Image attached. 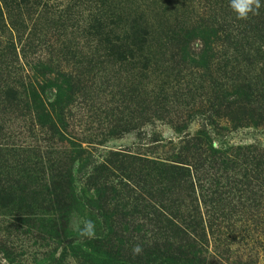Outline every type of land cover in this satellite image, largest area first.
<instances>
[{
    "label": "trees",
    "instance_id": "16d2710c",
    "mask_svg": "<svg viewBox=\"0 0 264 264\" xmlns=\"http://www.w3.org/2000/svg\"><path fill=\"white\" fill-rule=\"evenodd\" d=\"M64 1L56 10L47 0H0V215H12L23 204L63 217L64 247L42 264H69L66 248L75 264H221L233 254L237 205L255 214L256 226L264 225V145L224 140L228 131L264 130V4L258 15L237 20L228 0ZM80 1L90 3L80 35L74 28L67 35L76 36L57 50L78 58L82 75L55 66L69 95L47 99V109L42 106L46 69L27 48L44 27V35L54 28L65 33V22L80 12L73 3ZM54 7L55 17L49 18ZM153 45L168 52L162 63L171 69L161 77L167 83L151 85ZM187 51L198 58H185ZM106 67H127L134 84L130 91L124 88L119 111L124 114L114 119L119 129L112 127V134L134 129L136 122L149 124L169 98L205 89L192 110L200 114L198 128L191 132L183 121L169 122L175 137L168 139L137 131L136 140L149 146L144 150H100L97 142L68 137L62 120L70 111L68 97L101 86ZM130 101L138 109L135 122ZM11 119L27 120L39 139L28 145L10 141ZM110 207L151 215L156 231L149 236L165 242L146 245L145 238L135 244L125 237L121 245L110 244ZM73 215L82 219L75 227L68 225ZM85 220L94 224L90 237L80 234ZM5 246L0 245V264H16Z\"/></svg>",
    "mask_w": 264,
    "mask_h": 264
},
{
    "label": "rangeland",
    "instance_id": "374dc122",
    "mask_svg": "<svg viewBox=\"0 0 264 264\" xmlns=\"http://www.w3.org/2000/svg\"><path fill=\"white\" fill-rule=\"evenodd\" d=\"M124 1L129 5H137L145 1L150 3L151 0ZM43 2L45 3V1ZM62 3L67 4L64 0H47V5H54L57 7H54V12L48 16L49 18L55 17V8L57 10ZM73 4H77L75 7L78 8L80 12L75 13L76 16L71 17L69 21L65 22L67 26L65 33H62V30L58 29L56 26L58 30H54L55 28L51 29L48 34L44 35V32L47 30V27H44L42 33L39 34L38 38L35 40L36 44H34V46L32 44L30 50L27 48L29 57L30 55H33L35 58L39 57L40 63H43V67L46 69L44 76L46 77L47 83L44 90L45 100L42 101V106L47 109L50 107L47 99L58 95L61 100H64L67 98L66 96L69 95L65 85L61 83V78L57 74L58 70L55 66H58V68L66 67L65 70L69 71L73 69L71 73H76L75 75L80 73L79 76L82 75L81 67L83 65L81 63L76 65L78 58H73L71 53L65 54V51L62 50L61 52V50H57V46L61 48L62 43L64 45L69 39L72 41L71 36L80 35V28H82L86 18L85 7L90 3L80 1L74 2ZM24 16L26 17L25 14ZM31 18L34 19L35 15ZM74 28L76 29V32H74L76 35H74V33L67 35L70 31H74ZM20 43L23 46H27L23 38ZM17 46L19 49L20 44ZM198 48L199 47H196L195 49ZM188 52L189 51L186 52L185 58H198V55ZM160 53L165 54L164 60H161L162 55ZM150 55V57H152L151 62L154 60L156 61V64L151 65L153 74L151 76L148 75L149 79H151L150 81L153 82L151 85H154L155 80L158 85L160 83H167L168 78L165 79L166 82H163L161 77L163 74L168 75V68L171 69L169 62L168 64L162 63L168 59V52L163 48L157 49V47L153 45ZM178 58L179 56H177V59ZM185 64L188 65L189 61ZM118 69L117 67H115V69L106 67L105 72L101 73L103 76L100 81L101 86L92 91L84 87L76 91V94L73 92L71 96L68 97L67 105H69L68 108H70V111L68 114L64 113L62 116L63 127L66 129L65 134H68V137H72L75 140L79 139L81 141L97 142L96 144L99 143L97 147L100 150H116L126 147L144 150L149 146H143L136 140L135 133L137 131L147 129V131H151L158 137L161 136L164 139H168L175 137V133L172 131L169 122L174 121L175 123H180L183 121L180 125L183 126V124H185V129L191 132L198 128L200 114L198 113L195 115L192 113V110L195 105L200 103L201 97H199V95L204 92L205 89H197V91H193L191 94L183 95L178 100L169 98V104L166 105V108L159 112L156 119L155 116H153L149 124L141 127V125L136 122L135 125L132 126L135 127L134 129L121 132L120 134H112L111 128L115 126L113 125L114 119L124 114L119 112L124 102V100H122L124 88L130 91L134 86L132 82L130 84L131 70L127 69V67H119ZM28 74H32V71L29 70ZM32 77L33 75H31V78ZM54 77H57V79L54 80ZM35 85H37V82H35ZM169 89L171 88L169 87L168 91H170ZM120 91L121 94L119 95ZM192 98L194 101H191ZM134 103L135 101H130L127 107L129 109L130 106L129 111L135 122L138 109ZM26 122L27 120L14 122L11 119L10 131L12 136L10 141L28 145L39 139L37 131L29 130L30 126ZM115 127V131L117 132L119 127ZM224 140L228 143H249L255 141L256 143L264 145V130L261 128H240L225 132ZM65 142L66 141H62L60 144L65 145ZM82 145L85 146L86 143L83 142ZM235 208L234 217L238 222L235 224L237 230L235 235L237 237L232 247L233 254L229 259L223 258L224 260L221 264H264V225L256 226L254 224L256 218L255 214L250 215L251 212H249L248 209H241V204L237 205ZM15 213H12V215L6 214L5 216L0 215V245L5 244L10 248L13 254L16 255V257L13 258L16 264H42V261L48 257L52 251H57V253L61 251L64 247L63 238L68 232V226H65L61 215L56 214L54 211L48 213L43 207H35L31 210H26L23 204ZM107 216L112 222V228L109 234L111 239L110 244L121 245L125 237L129 238L128 243L135 244L139 242L144 243L146 241L145 238L147 239L146 245H150L152 242L153 244H159V241L165 242L160 237L158 239L157 235L153 237L149 236H152L154 231H156L153 221L150 220V218H152L151 215L144 216L142 213L138 214L134 212L124 213L120 210H113L112 207H110ZM81 221L82 219H80L79 216L73 215L68 225L70 223L71 226L75 227L80 224ZM223 222L224 227L227 228V224L225 223L227 222L226 219H224ZM140 223L142 224L141 227L138 225ZM225 228H222L221 231L225 232ZM166 233L169 234V231L167 230ZM65 252L68 263L75 264L73 259L74 254L70 248H66Z\"/></svg>",
    "mask_w": 264,
    "mask_h": 264
},
{
    "label": "clouds",
    "instance_id": "9594fccd",
    "mask_svg": "<svg viewBox=\"0 0 264 264\" xmlns=\"http://www.w3.org/2000/svg\"><path fill=\"white\" fill-rule=\"evenodd\" d=\"M264 4V0H228V6L237 20H246L250 15H258L259 10ZM94 232V224L91 220L83 221V228L80 229L81 236H92ZM133 254L141 251L139 245H135L132 249Z\"/></svg>",
    "mask_w": 264,
    "mask_h": 264
}]
</instances>
